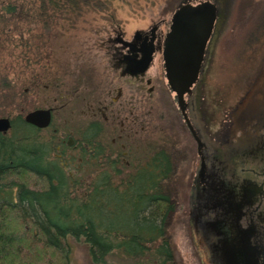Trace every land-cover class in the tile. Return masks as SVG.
<instances>
[{
	"label": "rangeland",
	"instance_id": "rangeland-1",
	"mask_svg": "<svg viewBox=\"0 0 264 264\" xmlns=\"http://www.w3.org/2000/svg\"><path fill=\"white\" fill-rule=\"evenodd\" d=\"M204 1L215 6L216 20L198 81L193 87L191 124L202 140L219 152L220 161L237 162L229 151L238 149V139L254 144L259 134L264 138V0H175L177 5L169 11L165 7L171 0H108L111 10L88 12L75 21H68L57 12L58 18L49 21L48 28L43 27L42 21L37 25L20 22L17 25L19 33L16 31L11 37L13 41L0 47V72H6L11 84L17 85L16 90L25 93L12 107H1V112L12 108L17 111L20 107V111L28 112L55 108L53 127L62 126L66 133H77L84 123L82 112L85 108L73 92L97 83V74L108 64L101 44L111 29L119 27L126 36H131L160 20L166 21V29L178 6ZM248 2L250 6H246ZM81 77L85 81L81 82ZM78 86L81 88L77 89ZM164 111L159 105L158 115L154 114L157 118L151 117L155 120L150 121L149 130L142 134L137 129L136 136L143 138L157 130L151 133L143 148L151 143H166L171 153L172 145L175 150L188 151V157L177 162L171 184V188H175L171 198L176 208L168 216L167 225L175 255L173 264H241L242 252L244 255L247 248L243 242L239 245L241 252L229 244L225 239L228 233L218 225L214 228L223 233L221 240L215 236L206 240L207 228H200V222L194 224L195 216L191 213V169L194 170V165L191 161L198 162L196 153L192 155L196 145L182 125L170 132L164 129L168 124L163 117ZM161 118L163 121L159 122L157 119ZM48 134L43 133L44 136ZM164 134L166 137H162ZM143 148L139 153H129V166L120 168L123 174H128L147 153ZM80 168L76 157L66 170L75 177L81 176ZM237 171L242 176L240 167ZM82 179L87 180L86 177ZM208 231L211 233L210 228ZM72 249L71 264H90L86 246L73 243Z\"/></svg>",
	"mask_w": 264,
	"mask_h": 264
},
{
	"label": "trees",
	"instance_id": "trees-1",
	"mask_svg": "<svg viewBox=\"0 0 264 264\" xmlns=\"http://www.w3.org/2000/svg\"><path fill=\"white\" fill-rule=\"evenodd\" d=\"M176 5L171 0L165 9ZM110 7L108 0H0V47L13 41L20 22L48 28L57 12L75 21ZM16 86L0 72V108L24 95ZM20 108L0 110L11 120V130L0 134V264H71L73 243L86 246L90 264H173L167 220L176 208L175 177L166 143L162 151L155 143L143 148L147 153L128 174L105 164L97 175L92 159L84 158L81 176L71 177L66 168L75 156L63 166L56 151L66 129L38 130L24 122L28 111Z\"/></svg>",
	"mask_w": 264,
	"mask_h": 264
},
{
	"label": "flooded vegetation",
	"instance_id": "flooded-vegetation-1",
	"mask_svg": "<svg viewBox=\"0 0 264 264\" xmlns=\"http://www.w3.org/2000/svg\"><path fill=\"white\" fill-rule=\"evenodd\" d=\"M165 24V20L152 23L137 37L136 32L126 36L119 27L111 29L101 44L108 64L101 74H97V83H93L91 88L84 87L82 91L73 92H76L84 104V123L77 133L60 134L56 151L63 156L58 155V158L63 166H67L73 156L77 157L79 163L84 158L85 161L91 158L97 175L105 164L117 170L124 166L127 168L131 152H138L145 147L151 133L157 131L153 130L143 138H137V129L142 134L146 133L151 127L150 121L155 120L151 117L158 115L159 105L163 106V117L168 122L164 129L170 132L182 125L196 145V152L193 151L192 155L195 156L196 153L198 162L191 161L194 165L191 174V213L195 216L194 224L200 222V228H207L206 240L215 236L220 241L223 233L217 232L214 225L224 228L223 231L228 233L225 239L229 244L240 248L239 245L243 242L247 247L244 255L241 251V264H264V159L260 158L264 157L263 135L259 134L257 143L254 144L238 139V149L229 151V155L237 162L232 163L227 159L226 164L219 160V152L211 144L204 142L200 133L195 130L201 141L200 146L197 144L178 104V96L181 94L184 112L191 123L193 90L183 93L177 77L173 75L171 81L168 79L164 54L171 23L164 29ZM148 47L154 50L152 62L146 72L141 74L139 68L130 62L140 61ZM80 92H83L82 95L78 94ZM51 109L52 122L48 128L53 127L55 108ZM157 120L163 121L162 118ZM52 132L57 133V130L52 129ZM162 137H166V134ZM163 147L164 145L157 144L158 151H162ZM171 149L173 152L170 153L175 160L174 175L178 168L177 162L186 159L188 151L175 150L173 145ZM239 167L242 176L238 175ZM68 174L72 177L71 173Z\"/></svg>",
	"mask_w": 264,
	"mask_h": 264
},
{
	"label": "water",
	"instance_id": "water-1",
	"mask_svg": "<svg viewBox=\"0 0 264 264\" xmlns=\"http://www.w3.org/2000/svg\"><path fill=\"white\" fill-rule=\"evenodd\" d=\"M215 20L216 8L209 1L200 2L196 5H181L171 17L164 59L167 65L168 79L171 81L173 75L177 77L183 87V93L190 92V89L192 92L195 83L198 81L206 46L211 37ZM140 34L141 31H137L135 37ZM153 51L152 47H148L140 61L135 62L133 60L130 64H135L136 68H139V73L146 72L152 62ZM178 104L191 136L200 146L201 141L184 112L181 94L178 96ZM23 119L26 124L38 130H45L51 125L52 109H35L24 115ZM10 130V118H0V134L5 135Z\"/></svg>",
	"mask_w": 264,
	"mask_h": 264
}]
</instances>
